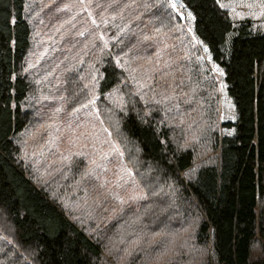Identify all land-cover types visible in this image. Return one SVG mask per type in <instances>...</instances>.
Segmentation results:
<instances>
[{
    "label": "trees",
    "instance_id": "trees-1",
    "mask_svg": "<svg viewBox=\"0 0 264 264\" xmlns=\"http://www.w3.org/2000/svg\"><path fill=\"white\" fill-rule=\"evenodd\" d=\"M78 1L0 0V264H264V31L232 11L264 0ZM93 99L136 195L31 136Z\"/></svg>",
    "mask_w": 264,
    "mask_h": 264
},
{
    "label": "rangeland",
    "instance_id": "rangeland-1",
    "mask_svg": "<svg viewBox=\"0 0 264 264\" xmlns=\"http://www.w3.org/2000/svg\"><path fill=\"white\" fill-rule=\"evenodd\" d=\"M94 3L95 0H79L77 5L78 7L80 5L81 9L87 10L88 17L96 24V20L99 19L101 14L95 15L93 12V9L96 10ZM65 6L66 5H64V7ZM233 8H235L233 14L234 20L250 18L253 21V29L255 31H264V5H262V7H249L244 4L239 7H232V11ZM237 13L239 15H237ZM37 14L38 12L35 10V15ZM102 14L104 15L105 13ZM77 20L79 21L81 18H72L71 22L75 24ZM37 22L39 21L37 20ZM84 26L86 28L89 27L86 23H84ZM37 31L40 34H36L35 32ZM35 32L32 47L29 52V60L33 63L42 59L45 54L49 52L51 48L50 41L53 40V37L52 39L47 38L48 35L45 34V30H42L39 23H36ZM101 36L105 39L102 34ZM63 37V35L59 36V38L62 39ZM57 41L60 42V39ZM57 41H55V44L63 48L62 45H58ZM107 46L108 44H105L104 41L103 48ZM60 54V52H57V56ZM49 58L50 57H48V65L55 68L54 60ZM148 59L150 62L151 58ZM69 102L70 100H68V103ZM45 105L51 109L53 114H49V117L46 118L47 113L43 116L41 108H39L40 110L35 109V113L43 120L38 125L35 124L36 127L31 136L37 133H45L46 150L50 148H61L68 158H77L78 154L80 156L85 155L86 157L84 160L88 161L91 165L94 164L95 168H99L102 171L105 169L109 170L111 172L109 176H111L116 183L115 193H119L120 197L129 194L136 195V192H139L135 184L136 181L133 177L134 174L131 164L127 162L116 139L111 136V131L103 119H101L99 110L95 108V104L86 102L82 105H88L87 107L76 105L69 108H67V104L62 108L55 107L54 104H49V102H46ZM161 106L169 108L175 107L172 96L164 98ZM76 109H79V111H75ZM179 120L180 119L173 118V120L169 122L171 125L180 126L181 123ZM62 143L65 145L61 146Z\"/></svg>",
    "mask_w": 264,
    "mask_h": 264
},
{
    "label": "snow or ice",
    "instance_id": "snow-or-ice-1",
    "mask_svg": "<svg viewBox=\"0 0 264 264\" xmlns=\"http://www.w3.org/2000/svg\"><path fill=\"white\" fill-rule=\"evenodd\" d=\"M217 3H219V0H217ZM170 7H171L172 9H174V10H177V14H179V9H183V8L185 7V5H184L183 3H179V7H178V3L175 2V0H174V2H171ZM220 7H221V8H227V7H229V5H226V4H220ZM249 7H252V6L249 5ZM233 12H235V8H233ZM237 15H239V14L237 13ZM187 18H188V19H194L193 14H192L191 12H188V13H187ZM9 22L12 23V22H14V20H13V21H9ZM191 30H192V29L190 28L189 31H191ZM81 35H83V33H81ZM101 38H102V37H101ZM105 44H107L106 41H105ZM205 51H207V48H205ZM117 65H118V66H121V65H119V60H117ZM30 67H31V65H30ZM121 67H122V66H121ZM25 71H27V69H25ZM221 74H223V73H222V70H221ZM222 87H223V86H222ZM116 90H118V89H116ZM89 103H91V104H95V99L89 101ZM87 106H88V105H82V107H87ZM231 107H234V106H231ZM58 111H59V109H58ZM75 111H79V109H76ZM150 115H151L150 112H146V113H145V117H148V116H150ZM220 118H221V119H233V120L236 119L235 115H232V116L221 115ZM142 119H144V118H142ZM234 131H235V130L233 129L232 132H228V134L231 135Z\"/></svg>",
    "mask_w": 264,
    "mask_h": 264
}]
</instances>
